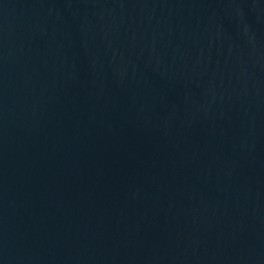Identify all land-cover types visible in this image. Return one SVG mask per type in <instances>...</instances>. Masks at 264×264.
Segmentation results:
<instances>
[{"label":"water","instance_id":"1","mask_svg":"<svg viewBox=\"0 0 264 264\" xmlns=\"http://www.w3.org/2000/svg\"><path fill=\"white\" fill-rule=\"evenodd\" d=\"M0 264H99L33 0H0Z\"/></svg>","mask_w":264,"mask_h":264}]
</instances>
